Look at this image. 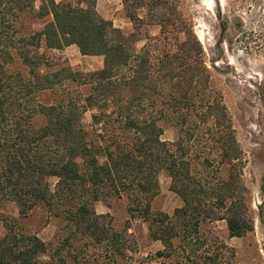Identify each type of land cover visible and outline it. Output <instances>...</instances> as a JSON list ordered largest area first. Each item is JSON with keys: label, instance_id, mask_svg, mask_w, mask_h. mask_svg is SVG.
I'll return each mask as SVG.
<instances>
[{"label": "trees", "instance_id": "trees-1", "mask_svg": "<svg viewBox=\"0 0 264 264\" xmlns=\"http://www.w3.org/2000/svg\"><path fill=\"white\" fill-rule=\"evenodd\" d=\"M95 3L0 0V202H13L18 214L2 220L0 264H131L133 220L162 244L157 257L217 264V253L203 250L201 226L224 221L228 236L238 238L253 226L243 152L191 22L180 0H121L133 24L124 33ZM42 18L41 29L22 31L26 20ZM147 25H157L159 33L136 50V32ZM70 45L81 55L101 56V67L48 69L49 56L40 48ZM12 51L26 76L7 70ZM44 90L56 98L37 101ZM166 124L175 129L171 141L161 138ZM160 172L182 202L171 214L151 206ZM108 198L127 200L122 229L93 209ZM38 207L60 221L47 242L18 225Z\"/></svg>", "mask_w": 264, "mask_h": 264}, {"label": "rangeland", "instance_id": "rangeland-1", "mask_svg": "<svg viewBox=\"0 0 264 264\" xmlns=\"http://www.w3.org/2000/svg\"><path fill=\"white\" fill-rule=\"evenodd\" d=\"M105 2V3H104ZM98 5V12L106 10L107 20L124 33L133 31L132 22L118 0H104ZM39 1L35 3L37 7ZM180 9L184 17L191 22L192 30L200 42L206 64L211 73L212 84L222 94L224 104L231 118L235 137L243 152L242 179L248 190L247 204L252 220V231L242 237H229L224 221L203 224L200 228L210 256L216 252L217 264H264V0H180ZM139 17L144 9L137 12ZM46 18L26 20V28L41 29ZM138 40L134 47L139 50L147 36H157V25L142 26L137 32ZM40 53L49 56L53 70L60 65L73 70L88 72L101 67V57L82 56L76 47L61 50L40 48ZM9 72H20L26 76L27 68L23 66L14 51ZM43 67L39 71H46ZM56 95L51 91H39L35 98L47 104ZM90 112H85L82 122L87 125ZM41 124L40 118L35 119ZM175 129L163 125L161 138L171 141ZM56 179L50 177L47 183L53 189ZM159 190L152 201V209L171 214L181 200L169 190V178L160 172ZM127 200L125 198H108L97 201L93 209L97 214H108L112 225L122 229L128 218ZM18 219L17 208L13 202H0V236L5 232L3 221ZM20 229L33 233L40 240L52 239L60 221L49 216L43 207L34 208L25 218L18 220ZM128 233L136 242V252L132 254L131 264H179L180 257L171 256L164 259L156 256L162 249L159 241L148 237L147 228L141 220L131 221ZM177 241H174V245Z\"/></svg>", "mask_w": 264, "mask_h": 264}, {"label": "crops", "instance_id": "crops-1", "mask_svg": "<svg viewBox=\"0 0 264 264\" xmlns=\"http://www.w3.org/2000/svg\"><path fill=\"white\" fill-rule=\"evenodd\" d=\"M120 3H121V0H118ZM102 2H104V0H96V3H95V9L97 11V13L104 19H106L105 17L108 15L106 10H103L101 13L98 12L97 8H98V5L101 4V6H103ZM105 3V2H104ZM105 9H107V6H103ZM71 46H74L76 47L75 45H70V46H67L65 48H68V47H71ZM77 48V47H76ZM78 50V49H77ZM84 56V55H82ZM88 57H94V56H88ZM96 57H101V56H96ZM101 63H102V58H101ZM182 204L181 200H178L177 201V205H176V208L177 207H180Z\"/></svg>", "mask_w": 264, "mask_h": 264}]
</instances>
